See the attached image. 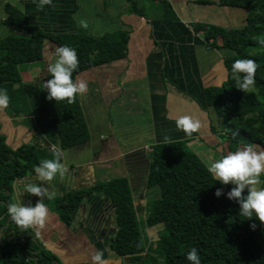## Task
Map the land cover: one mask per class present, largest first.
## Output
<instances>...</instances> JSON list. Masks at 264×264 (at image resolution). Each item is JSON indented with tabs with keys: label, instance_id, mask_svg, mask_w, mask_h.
Listing matches in <instances>:
<instances>
[{
	"label": "crops",
	"instance_id": "0c3cea01",
	"mask_svg": "<svg viewBox=\"0 0 264 264\" xmlns=\"http://www.w3.org/2000/svg\"><path fill=\"white\" fill-rule=\"evenodd\" d=\"M129 1L52 0L53 6L41 9L39 0H0V38L16 32L4 21L8 3L23 11L27 24H38L48 32L101 36L124 30L129 34L125 58L77 76L88 84L87 93L78 96L91 136L70 149L60 148L57 129L43 122L34 100L23 96L20 85L0 87L7 89L14 113V116L8 115V107L2 109L0 116V133L6 136L8 145L17 148L34 143L41 161L52 159V150L57 148L63 152L61 162L71 174L67 186L57 179L59 174L51 182L39 180L37 174L18 180L14 183L13 203L34 206L38 202L39 197L24 190L30 183L43 184L49 192L57 193L58 189L61 193L66 188L74 190L105 182L111 175L113 178L125 176L130 180L138 214L145 217L149 201L147 173L144 183L139 184L137 169L142 158L149 160L148 151L153 145L186 141L205 165L230 151L228 141L223 140L226 134L222 131L218 94H214L227 80L225 59L230 52L219 43V47L210 46L205 29L241 28L246 23L247 10L222 6L220 0H139L145 12V16H140L130 12ZM163 2L170 6L176 18H170L172 14L165 17ZM81 21L87 27H82ZM196 25L205 28L198 32ZM56 50L57 47L51 46L48 55L44 53V60L35 65L39 72L55 62ZM17 98L29 110L16 109ZM184 115L202 124L200 131L190 137L176 128V119ZM134 185L138 190L135 191ZM99 202L109 205L115 226L109 229L115 233L114 208L105 196L88 198L77 215L83 214L86 219L78 226H74L77 218L71 227L65 226L49 209L44 229H32L45 247L66 264H91V256L98 249L103 251L108 264H123L109 246L111 235L104 239V232L109 230L103 219L95 218L104 210L98 209L94 218L89 216V210L97 208Z\"/></svg>",
	"mask_w": 264,
	"mask_h": 264
},
{
	"label": "trees",
	"instance_id": "16d2710c",
	"mask_svg": "<svg viewBox=\"0 0 264 264\" xmlns=\"http://www.w3.org/2000/svg\"><path fill=\"white\" fill-rule=\"evenodd\" d=\"M220 4L248 12L241 28L205 29L210 46L219 47V43L230 52L225 59L227 80L213 92L218 94L222 131L226 134L223 140L228 141L230 151L247 144L264 148V0H220ZM163 5L165 17L172 14L170 18H176L170 6ZM129 9L145 16L139 0H130ZM5 13V24L16 32L0 38V86L22 83L21 92L34 100L39 117L57 129L61 149L86 142L91 132L79 96L72 104L49 100L47 90L39 83H23L20 67L43 61L46 41L57 48L66 45L77 51L75 81L84 71L125 58L128 32L101 36L48 32L38 24H27L23 11L11 3L6 4ZM203 28L195 26L198 32ZM237 59H252L259 65L256 84L248 92L236 88L232 64ZM47 79H51L49 72ZM212 130L216 132V127ZM147 157L146 187L158 195L148 201L145 217L138 214L130 180L125 176L63 189L45 204L62 224L71 227L76 218L74 226L85 221L83 214L77 215L88 198L105 196L114 208L116 224L109 246L123 264H190L186 256L193 247L201 264H264V224L255 216L251 220L240 216L239 204L227 198L233 185L216 181L186 141L155 144ZM40 162L34 143L12 148L0 133V231L5 239L0 242V264H65L32 228H20L11 221L7 211L8 204L13 203L14 183L35 175ZM218 188L223 189L220 197L215 195ZM243 195H247L246 190ZM253 223L254 230L250 227ZM147 229L158 231L153 242Z\"/></svg>",
	"mask_w": 264,
	"mask_h": 264
},
{
	"label": "clouds",
	"instance_id": "9594fccd",
	"mask_svg": "<svg viewBox=\"0 0 264 264\" xmlns=\"http://www.w3.org/2000/svg\"><path fill=\"white\" fill-rule=\"evenodd\" d=\"M45 6H53L52 0H39L38 7L42 9ZM81 26L87 27L82 21ZM56 55L55 62L48 66L51 79L47 80L43 87L47 90V99L56 102L67 100L72 104L77 95L83 96L87 93L88 84L82 79L73 80V73L79 67L76 49L66 45L60 46L56 50ZM258 67L257 62L252 59H237L233 62L232 74L238 90L248 92L254 88ZM9 104L7 89L0 88V109L8 108ZM175 124L178 131H183L189 137L199 132L202 127L200 120L188 115L176 119ZM62 158L63 152L53 148L52 159H43L35 168L39 180L52 181L57 174L63 177L68 169L61 162ZM206 167L216 181L222 185H233L227 192V198L239 204L240 216L248 220L255 216L261 224H264V187H261L264 184L261 180V176H264V149L253 144L243 145L236 151H229L221 158L210 161ZM24 190L40 199L34 206L9 203L7 211L11 221L23 229L33 227L44 229L50 215L49 207L44 200H53L56 196L55 192H49L43 184L31 183L25 185ZM245 190L247 195H243ZM222 194V188H218L215 192L217 197ZM250 227L254 230L256 225L253 223ZM186 259L190 264H201L195 247L187 252ZM91 264H108L102 250H96L91 256Z\"/></svg>",
	"mask_w": 264,
	"mask_h": 264
},
{
	"label": "rangeland",
	"instance_id": "374dc122",
	"mask_svg": "<svg viewBox=\"0 0 264 264\" xmlns=\"http://www.w3.org/2000/svg\"><path fill=\"white\" fill-rule=\"evenodd\" d=\"M4 15H6V13H4ZM1 17H2V14H1ZM1 17H0V20H1ZM47 43H48V45L45 47V54L46 55H48V52H49V48L51 47V46H55L52 42H49V41H47ZM56 47V46H55ZM35 65H40V63H33V64H29V65H23V66H21L20 67V69H21V72H22V80H23V78H24V80H23V83L25 82V83H39L41 86H43V84L48 80L47 79V74H48V66L49 65H47V67H43L44 69L41 71V72H39L38 70H37V67L35 66ZM40 68H41V66H40ZM31 69V70H30ZM33 69V70H32ZM29 70H30V72H29ZM27 72H29V75L27 74ZM28 76V77H27ZM34 76V77H33ZM21 86V84L19 83L18 84V86ZM0 87H7V85H2V86H0ZM23 96L24 97H26V98H28V99H30L31 101L33 100V99H31L26 93H23ZM16 98V97H15ZM17 101H16V103H14V106H15V108L16 109H19V110H24V111H27V110H29L28 109V106H26V105H24L23 103H22V101L21 100H19V98H17L16 99ZM3 110L2 109H0V116H2V112ZM23 111V112H24ZM6 112H8V115H10V116H14V113L11 111V108H10V104H9V109H8V111H6ZM261 146V145H260ZM144 152V151H143ZM149 152V151H148ZM140 156V155H139ZM139 156H138V158H139ZM143 156H145V153H143ZM136 160V159H135ZM142 161L139 163L140 165H139V169H137V172H138V175L139 176H137V177H139V184H141V182L142 183H144L143 181H144V176L146 175V173H147V167H148V160H144L143 158L141 159ZM117 174H119V172H117ZM114 177V175H111V178H113ZM116 177H118V176H116ZM264 178V177H263ZM56 178H54L52 181H54ZM57 179H59V180H61L62 182H64V184L67 186L68 185V182L67 181H69L70 179H71V174H70V171H69V173L68 172H66V174L63 176V177H61L60 175H58L57 176ZM263 181V180H262ZM51 182V181H50ZM136 182V179L134 180V183ZM138 184V185H139ZM67 190L69 189V188H66ZM134 189H135V191L136 190H138V186L136 185V187H135V185H134ZM143 193V195L145 194V191H143L142 192ZM141 193V194H142ZM56 195H58V194H60V191L57 189V193H55ZM135 194H137L136 192H135ZM157 195H158V193L156 192V190H148V199L149 200H151V199H153V198H155V197H157ZM107 206V207H106ZM98 209H103L104 210V213L102 212V214H99L98 216H96L97 215V213H98ZM109 209V205H106V203L105 202H101L98 206H97V208H92V209H90L89 211H90V217H92V218H94L95 216V218H97V219H99V220H102L103 219V224H104V226H105V228H108V230L109 231H105L104 232V239H108L109 238V236L111 235H113V233H114V231L113 230H110L109 228H114L115 226H114V219H113V217H112V214H111V212H110V209ZM99 210V211H100ZM81 213V212H80ZM91 222V221H90ZM103 226V227H104ZM159 230V229H158ZM146 232H147V235H148V238H149V241L150 242H153L154 241V239H156L158 236H157V230H154V229H147L146 230ZM112 233V234H111ZM153 240V241H152ZM5 241V239H4V236H3V233L0 231V242H4ZM41 242H43L42 240H40ZM58 256V255H57ZM59 257V259L63 262V263H65L62 259H61V257L60 256H58ZM66 264V263H65Z\"/></svg>",
	"mask_w": 264,
	"mask_h": 264
}]
</instances>
